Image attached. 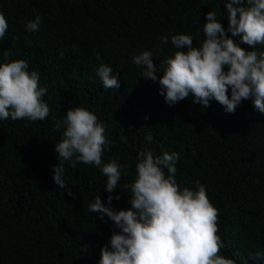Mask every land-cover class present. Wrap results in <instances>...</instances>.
<instances>
[{
    "label": "trees",
    "instance_id": "obj_1",
    "mask_svg": "<svg viewBox=\"0 0 264 264\" xmlns=\"http://www.w3.org/2000/svg\"><path fill=\"white\" fill-rule=\"evenodd\" d=\"M226 2L0 0L8 22L0 64L5 52L9 61H27L28 71L38 72L39 86L47 89L42 99L50 108L43 121L0 120V264H98L101 248L110 247L112 234L120 232L106 214L101 219V213L88 211L95 196L108 206L106 177L99 168L64 161L66 188L53 180L59 163L55 145L63 132L53 130L55 120L78 106L107 125L110 144L102 161L127 165L111 193L120 196L112 208L131 207V190L123 185L136 179L139 152L151 151L154 157L177 152L181 190H196L199 182L219 211L218 234L225 245L220 254L236 264H264L256 258L264 253V113L253 99L228 113L214 98L207 108L193 103L191 95L169 106L159 94V77L177 50L171 36L190 35L199 47L210 11L238 46L264 51V45L253 49L227 31ZM37 16L39 31L26 30ZM143 51L153 53L155 82L142 77L143 67L133 63ZM101 63L113 69L119 88L103 87L96 71Z\"/></svg>",
    "mask_w": 264,
    "mask_h": 264
},
{
    "label": "clouds",
    "instance_id": "obj_2",
    "mask_svg": "<svg viewBox=\"0 0 264 264\" xmlns=\"http://www.w3.org/2000/svg\"><path fill=\"white\" fill-rule=\"evenodd\" d=\"M225 7L227 31L233 37L240 35L242 43L253 49L264 45V0H227ZM41 23L42 18L37 16L25 28L36 32ZM7 29V19L0 12V39ZM203 34L199 47L193 46L190 35L171 36L177 50L166 60L167 66L158 80L159 94L165 102L172 106L191 95L193 103L207 108L214 98L226 112L235 113L242 101L253 99L255 109L264 113V51H246L238 46L226 34L215 11L206 14ZM159 39L168 42V36ZM184 48L187 50H181ZM9 55L5 52L4 63L0 64V120H45L50 108L42 99L47 89L39 86V73L29 72L23 59L9 61ZM152 57L151 51H143L133 57V63L143 67L142 77L155 82L158 69ZM96 71L105 89L119 88L120 82L110 66L101 63ZM106 127L94 113L78 106L69 109L62 120H55L53 129L63 128L62 139L55 145L59 163L53 166V180L57 185L62 189L67 185L64 161L72 167L78 163L94 165L106 177L108 206L95 196L88 211L101 213V219L106 214L120 232L112 234L110 247L101 248L98 264H236L234 259L220 254L225 245L218 234L219 211L205 187L197 182L196 190H181L177 183V152H163L156 157L151 151L139 152L136 179L123 185L131 190V207H111L113 200L120 199L111 193L119 187L121 169L127 165L117 159L102 161L105 146L110 144ZM256 258L264 259V253L257 252Z\"/></svg>",
    "mask_w": 264,
    "mask_h": 264
}]
</instances>
